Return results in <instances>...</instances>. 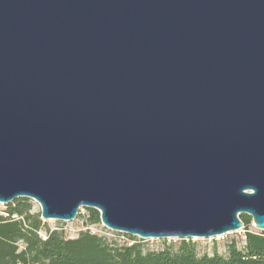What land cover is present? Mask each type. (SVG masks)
<instances>
[{"label":"water","instance_id":"water-1","mask_svg":"<svg viewBox=\"0 0 264 264\" xmlns=\"http://www.w3.org/2000/svg\"><path fill=\"white\" fill-rule=\"evenodd\" d=\"M19 197L143 239L264 231V0H0V204Z\"/></svg>","mask_w":264,"mask_h":264},{"label":"trees","instance_id":"trees-1","mask_svg":"<svg viewBox=\"0 0 264 264\" xmlns=\"http://www.w3.org/2000/svg\"><path fill=\"white\" fill-rule=\"evenodd\" d=\"M4 206L0 210V264H264V231L254 227L248 214H240L247 230L242 246L233 240L224 255L201 253L193 238L159 239L161 246L150 248L138 236L125 234L131 244L119 240L121 233L115 231L106 235L87 228L68 237L63 229L48 228L28 197ZM85 209L87 223H101L98 209Z\"/></svg>","mask_w":264,"mask_h":264},{"label":"rangeland","instance_id":"rangeland-1","mask_svg":"<svg viewBox=\"0 0 264 264\" xmlns=\"http://www.w3.org/2000/svg\"><path fill=\"white\" fill-rule=\"evenodd\" d=\"M33 200V199H32ZM34 210L41 211L40 204L33 200ZM5 204H0V210L4 209ZM76 218L72 221H63L56 219L44 220L46 225L50 229H63L68 237H76L80 230H85L89 228L91 231L94 228L102 229L101 223L98 224H89L86 222L87 210L85 207L81 208ZM80 215V216H79ZM43 236L46 234L45 231L41 233ZM119 239V238H118ZM177 239V238H176ZM119 240H123L122 238ZM147 246L150 248H159L161 246V241L159 239H146ZM237 241L238 247H241L243 244L242 234L238 232H229L224 238L221 239H210V238H197L198 249L201 253L208 252L213 253L217 251L218 253L226 255L228 253V245L233 241Z\"/></svg>","mask_w":264,"mask_h":264},{"label":"built area","instance_id":"built-area-1","mask_svg":"<svg viewBox=\"0 0 264 264\" xmlns=\"http://www.w3.org/2000/svg\"><path fill=\"white\" fill-rule=\"evenodd\" d=\"M101 225H102V227H103L102 229L94 228V229H92V232H94V233L106 234V235H112L111 231H114V230H111V229H109L108 227H106V226L102 223V221H101ZM254 227H255V226H254ZM246 231H247V230H246L244 227H242V228L238 229L237 231H233V232H238L239 234H242L243 239H245V237H246ZM115 232H118V231H115ZM118 233H121L120 238H122L123 240H128L130 244L133 243L132 240H129V239L125 236L126 233H122V232H118ZM226 234H227V233L222 234V235H218V236H216V237H211L210 239H221V238H224V237L226 236ZM193 239L196 240L197 238L194 237Z\"/></svg>","mask_w":264,"mask_h":264}]
</instances>
